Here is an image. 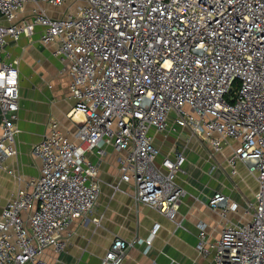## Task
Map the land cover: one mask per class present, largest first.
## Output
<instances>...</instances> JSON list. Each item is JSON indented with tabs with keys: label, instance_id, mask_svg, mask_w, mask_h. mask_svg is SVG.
<instances>
[{
	"label": "built area",
	"instance_id": "obj_1",
	"mask_svg": "<svg viewBox=\"0 0 264 264\" xmlns=\"http://www.w3.org/2000/svg\"><path fill=\"white\" fill-rule=\"evenodd\" d=\"M24 31L52 47L70 76L69 114L83 118L72 136L52 119L32 145L41 172L0 213V264H47V247H66L74 219L96 209L110 146L135 201L175 219L186 154L173 147L158 161L151 128L178 126L214 152L228 145L231 173L244 163L258 181L251 217L223 226L212 264H264V0H0V161L18 153L19 61L7 45ZM209 203L223 215L239 207L220 190ZM159 228L145 239L115 235L99 264H122ZM205 242L203 233L198 248Z\"/></svg>",
	"mask_w": 264,
	"mask_h": 264
},
{
	"label": "crops",
	"instance_id": "obj_2",
	"mask_svg": "<svg viewBox=\"0 0 264 264\" xmlns=\"http://www.w3.org/2000/svg\"><path fill=\"white\" fill-rule=\"evenodd\" d=\"M7 49L19 61L20 108L16 131L18 153L0 161V213L17 191L26 188L32 177L40 175L42 161L33 153L32 145L48 133L51 120H58L60 128L72 136L83 118L80 112L69 114L75 102L69 87L70 76L61 71L60 59L51 46L40 40L39 32L30 35L24 31ZM2 116L0 107V134ZM151 132L162 151L158 161L163 152L172 153L177 143L186 154L184 171L177 178L186 190L177 217L171 219L156 207L135 201L133 184L120 179L119 152L110 146L100 158L101 192L95 211L86 218L74 219L73 235L64 249L57 251L52 246L45 249L41 257L47 264H99L115 235L130 240L145 239L151 235L155 222L160 223V228L153 235L151 245L146 240L136 241L122 264H212L213 244L223 226L248 219V215L232 212L223 215L209 203L214 192L220 190L238 203L243 197L249 198L252 205L258 189L256 177L249 188L245 186V172H251L244 163L238 165V175L224 166L231 151L228 145L221 152H211L181 126L169 133L152 127ZM236 189L243 196H236ZM95 216L100 217L99 223L93 219ZM203 233L207 251L198 248Z\"/></svg>",
	"mask_w": 264,
	"mask_h": 264
},
{
	"label": "rangeland",
	"instance_id": "obj_3",
	"mask_svg": "<svg viewBox=\"0 0 264 264\" xmlns=\"http://www.w3.org/2000/svg\"><path fill=\"white\" fill-rule=\"evenodd\" d=\"M68 5L67 4H65V5H62V6H60V7H58V8H54V7H50L49 8V11H50V13L51 14H53V15H60V14H62L64 11H65V9H66V7H67ZM197 138H199L200 139V141L203 143V145L206 147V149L207 150H210L211 152H212V148L210 147V146H208V144H206L204 141H202V139L200 138V137H198V136H196ZM175 145H177V147H181V146H179V144L177 143V144H175ZM223 150V149H222ZM221 150V151H222ZM221 151H219V152H221ZM163 154H167L166 152H163ZM118 156V155H117ZM228 156V155H227ZM115 159H116V157H115ZM223 165H224V163H223ZM225 167L227 166L228 167V165L225 163V165H224ZM223 166V167H224ZM230 169V168H229ZM117 170H118V167H117ZM107 171H109L108 169H107ZM226 171L228 172V170L226 169ZM244 170L243 169H241V172H243ZM245 172V171H244ZM243 172V173H244ZM238 174H239V172H238ZM237 174V175H238ZM245 174H246V179H245V186L247 185L248 186V188L252 185L251 183H252V181H253V179L255 178V176H254V174L253 173H246L245 172ZM230 182L232 183V185H234V182L232 181V180H230ZM235 187H237L236 185H234ZM246 186V187H247ZM236 191H237V193L235 194L236 196H238V195H240V196H243L242 194H241V191L240 190H238V189H236ZM254 199H252L251 201H253ZM230 212H232V214L233 213H237V214H242V215H248V219L251 217V215H252V205H251V203H250V200H249V198H241L240 199V201H239V207H238V209L237 210H232V211H230ZM247 219V220H248Z\"/></svg>",
	"mask_w": 264,
	"mask_h": 264
}]
</instances>
